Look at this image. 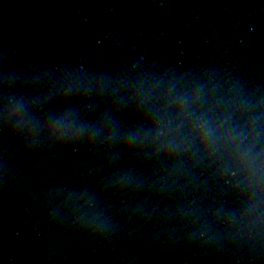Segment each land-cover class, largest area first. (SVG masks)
Masks as SVG:
<instances>
[{"label":"water","instance_id":"1","mask_svg":"<svg viewBox=\"0 0 264 264\" xmlns=\"http://www.w3.org/2000/svg\"><path fill=\"white\" fill-rule=\"evenodd\" d=\"M0 264H264V0H0Z\"/></svg>","mask_w":264,"mask_h":264}]
</instances>
